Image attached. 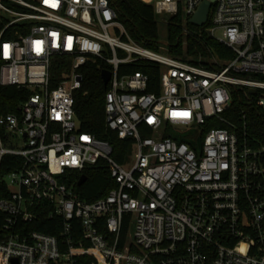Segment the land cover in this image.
Masks as SVG:
<instances>
[{"label":"built area","instance_id":"built-area-1","mask_svg":"<svg viewBox=\"0 0 264 264\" xmlns=\"http://www.w3.org/2000/svg\"><path fill=\"white\" fill-rule=\"evenodd\" d=\"M142 1L188 23L205 0ZM0 15V85L29 91L0 114V161L14 157L0 264H264V145L222 116L239 91L264 110V0L210 2L201 27L231 56L206 64L134 42L108 0H0ZM95 61L110 73L104 124L131 144L122 164L74 113L81 68ZM141 62L158 66L156 82L120 72ZM98 162L113 186L82 200L76 181ZM43 212L59 237L27 227Z\"/></svg>","mask_w":264,"mask_h":264},{"label":"trees","instance_id":"trees-1","mask_svg":"<svg viewBox=\"0 0 264 264\" xmlns=\"http://www.w3.org/2000/svg\"><path fill=\"white\" fill-rule=\"evenodd\" d=\"M112 6L116 20L120 22L127 35L136 43L155 49L158 44V29L154 18L152 4L142 0H108ZM167 32L168 53L175 58L191 64H206L204 61L211 53L218 58H229L230 52L225 45L213 40L203 27H196L189 23L187 26L193 29L185 38V44L181 42L179 29V14L170 17L164 22ZM106 65L95 61L86 63L81 68V83L74 96V113L79 124V131L93 135L96 139L106 141L111 148V157L122 164L131 151V144L126 140H120L108 130L104 124L103 96L106 87L100 79V70ZM62 66L52 69V76L58 79L63 72ZM142 71L147 73L150 80L158 79V66L155 63L141 62L140 64L124 65L120 72ZM29 93L26 89H17L14 86L0 85V114L15 112L17 104ZM224 120L234 124L238 134H244L248 141L255 147L264 145V110L253 105L244 106L240 95L233 93L229 108L222 114ZM216 127H227L224 123L215 124ZM14 157L5 155L0 161V198L6 196V187L2 176L13 166L11 160ZM86 180L80 186L74 187L77 196L85 201H92L102 197L112 188L113 181L109 177L106 167L98 162L94 166L84 169ZM2 213L0 212V221ZM53 219L46 217L43 212L40 217L29 223V229H35L46 234L59 237L56 229L50 227ZM128 217H124L121 233L128 228Z\"/></svg>","mask_w":264,"mask_h":264},{"label":"rangeland","instance_id":"rangeland-1","mask_svg":"<svg viewBox=\"0 0 264 264\" xmlns=\"http://www.w3.org/2000/svg\"><path fill=\"white\" fill-rule=\"evenodd\" d=\"M1 16V15H0ZM171 16L169 14L166 13H156L154 14V18L155 21L157 23V29H158V44L156 45L157 47L155 49H152V51L164 55V56H171L168 53V44H167V32H166V28H165V24L164 22L167 21ZM180 17V25H179V29L181 32V42L182 45H184L185 43V38L187 34L192 33L193 29L190 28L189 26H187V22L185 20V18L179 14ZM205 31V30H204ZM206 33V32H205ZM110 34V32H109ZM219 34H216V36H218ZM126 55L125 52L122 51H118V56L119 57H124ZM211 57H214V53L210 54ZM240 95V99L242 100L243 104L245 107H247L246 105V99L245 97L247 96L245 93H243L242 91H239L238 93ZM21 146V142H18V147Z\"/></svg>","mask_w":264,"mask_h":264},{"label":"water","instance_id":"water-1","mask_svg":"<svg viewBox=\"0 0 264 264\" xmlns=\"http://www.w3.org/2000/svg\"><path fill=\"white\" fill-rule=\"evenodd\" d=\"M213 0H205L203 1L197 11L193 14V16L188 20V23L196 26V27H201L206 20V15H207V11H208V7L210 5V2H212ZM109 71L106 69H101L100 70V79L102 81L103 86H106V83L109 79ZM255 92L254 89L250 88L248 89V93L253 94ZM86 180V176L84 174L80 175L76 181V186H80L84 183V181ZM12 264H16V260L12 259L11 260Z\"/></svg>","mask_w":264,"mask_h":264}]
</instances>
